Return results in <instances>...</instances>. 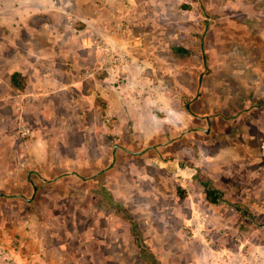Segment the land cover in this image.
<instances>
[{"label": "rangeland", "instance_id": "obj_1", "mask_svg": "<svg viewBox=\"0 0 264 264\" xmlns=\"http://www.w3.org/2000/svg\"><path fill=\"white\" fill-rule=\"evenodd\" d=\"M0 264H264V0H0Z\"/></svg>", "mask_w": 264, "mask_h": 264}, {"label": "crops", "instance_id": "obj_2", "mask_svg": "<svg viewBox=\"0 0 264 264\" xmlns=\"http://www.w3.org/2000/svg\"><path fill=\"white\" fill-rule=\"evenodd\" d=\"M112 20H113V29L111 30H108V33H100V31H98V36H101V38L103 39L104 42H106V45L108 48H111L113 49L114 51H118V52H123L125 51V49L127 48L125 45H126V40L124 38H119L116 36L115 34V24H117L116 28H119V26L121 27L120 24L116 23L118 22V18H115L114 16L112 17ZM99 27V26H98ZM117 31V30H116ZM111 32V33H110ZM119 32V31H118ZM97 39V38H96ZM95 39V41H96ZM138 41V40H137ZM83 45V44H82ZM142 45V41L139 40L138 43H136V46H141ZM125 46V47H124ZM85 48V46H83ZM127 50V49H126ZM86 55H87V52L85 51L84 52ZM89 56V55H88ZM122 56L124 57V55L122 54ZM123 57L119 60L120 64L121 62L123 61ZM120 58V57H119ZM72 60L71 63L72 64H76V63H81V61H79V58L78 60H76V58H71ZM74 59V60H73ZM68 60V58H67ZM67 60H63V64H68V61ZM74 64V69L76 70V66ZM18 73V72H17ZM83 76L85 75H90L88 71H85L82 73ZM65 76V78H64ZM54 79V81H57V83H55V87L54 89H52L51 91L53 90H58L59 92H66L67 89H68V86L69 85H75L76 83H80V88L83 90H90L91 88H95L96 86L95 85H91L87 83V80H84L78 73H72V75H70V73H66L64 74L63 76H53L52 77ZM206 119V121L208 120L209 116H205L204 117ZM189 129H186L184 131L181 132V134L187 132ZM208 130H206L207 132ZM164 143V142H163ZM133 152V151H132Z\"/></svg>", "mask_w": 264, "mask_h": 264}, {"label": "trees", "instance_id": "obj_3", "mask_svg": "<svg viewBox=\"0 0 264 264\" xmlns=\"http://www.w3.org/2000/svg\"><path fill=\"white\" fill-rule=\"evenodd\" d=\"M210 195H213V193L211 191H208V197ZM105 197L108 199L111 207L114 208L118 213L122 214L123 217H125L131 223L132 226L131 230L133 234H135L137 237L136 238L137 244L141 249H143V242L140 237L141 230L139 229L135 219H133L130 213L126 210V208H124L123 205H121L118 201L114 200L110 194L106 193ZM210 200L216 201V197L213 195V197H211Z\"/></svg>", "mask_w": 264, "mask_h": 264}, {"label": "built area", "instance_id": "obj_4", "mask_svg": "<svg viewBox=\"0 0 264 264\" xmlns=\"http://www.w3.org/2000/svg\"><path fill=\"white\" fill-rule=\"evenodd\" d=\"M119 57H120V56H119ZM119 57H116V59L120 60L121 58H119Z\"/></svg>", "mask_w": 264, "mask_h": 264}]
</instances>
